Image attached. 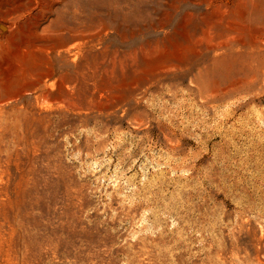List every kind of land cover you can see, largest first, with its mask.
<instances>
[{
  "label": "rangeland",
  "instance_id": "1",
  "mask_svg": "<svg viewBox=\"0 0 264 264\" xmlns=\"http://www.w3.org/2000/svg\"><path fill=\"white\" fill-rule=\"evenodd\" d=\"M0 25V264H264V0H0Z\"/></svg>",
  "mask_w": 264,
  "mask_h": 264
},
{
  "label": "bare ground",
  "instance_id": "2",
  "mask_svg": "<svg viewBox=\"0 0 264 264\" xmlns=\"http://www.w3.org/2000/svg\"><path fill=\"white\" fill-rule=\"evenodd\" d=\"M0 28L2 30H5L6 29V26L5 25H0ZM63 44H52V49L53 51H56L60 48H62ZM39 49H44L47 54H49L51 52V48L47 47L46 45H37L36 43L33 44L32 48H30L31 51H36V50H39ZM26 55V52L23 51L22 52V57H24ZM29 63V67L27 66H24L20 63H16V64H13V69L15 72L17 71H26V70H35V69H38L39 67H42V66H51L50 68V72H55V69H54V66L51 64L50 62V59H43L41 62L37 61V60H32V61H28ZM47 76V73H44V74H41V77L44 78Z\"/></svg>",
  "mask_w": 264,
  "mask_h": 264
}]
</instances>
